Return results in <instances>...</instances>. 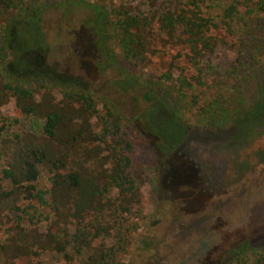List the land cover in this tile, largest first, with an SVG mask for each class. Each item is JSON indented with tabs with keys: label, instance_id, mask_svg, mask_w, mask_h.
Returning a JSON list of instances; mask_svg holds the SVG:
<instances>
[{
	"label": "trees",
	"instance_id": "trees-1",
	"mask_svg": "<svg viewBox=\"0 0 264 264\" xmlns=\"http://www.w3.org/2000/svg\"><path fill=\"white\" fill-rule=\"evenodd\" d=\"M42 1L0 0V108L12 103L18 117L42 122L38 135L10 136L0 119V147L10 154L2 170L8 188L0 185V214L18 212L17 203H27L23 217L18 215L14 222L15 231L0 241V254L10 242L26 247L23 225L42 220L48 221V230L41 250L52 252L60 264H126L135 236L146 224L140 188L148 174L135 162V149L151 143L165 154L180 144L185 126L216 133L239 113L197 92L196 86H203L201 77L186 75L176 62L197 68L221 47L234 59L226 69L228 76H243L264 50V0H227L214 14L203 9V0H169L170 7L147 14H133L122 4L102 11L104 65L145 68L159 52L156 43L176 51L161 76L176 88L171 118L160 121L150 117L155 101L151 90L142 97L148 107L127 118L113 98L67 84L23 80L8 72L7 34L17 21L37 18ZM111 85L121 93L133 82L126 77ZM148 169L153 182L157 167ZM229 264H264V248L253 258L235 254Z\"/></svg>",
	"mask_w": 264,
	"mask_h": 264
},
{
	"label": "rangeland",
	"instance_id": "rangeland-1",
	"mask_svg": "<svg viewBox=\"0 0 264 264\" xmlns=\"http://www.w3.org/2000/svg\"><path fill=\"white\" fill-rule=\"evenodd\" d=\"M226 1L203 0V9L218 13ZM111 4L125 5L133 14L170 7L169 0H43L37 18L11 26L4 41V67L23 80L67 84L113 98L127 118L148 107L142 97L151 90L155 101L150 117L171 118L176 88L161 76L176 51L156 43L159 52L145 68L104 65L99 15L108 12ZM261 53L237 78L228 76L226 69L234 59L221 47L197 68L176 62L186 75L201 77L203 86H196L197 92L239 113L216 133L185 126L180 144L165 154L151 143L135 149V162L148 174L140 188L146 224L135 236L126 264H229L235 254L253 258L264 248V110L260 108L264 107V50ZM126 77L133 86L117 92L111 81ZM0 119L10 136L38 135L42 124L36 118L18 117L12 103L0 108ZM9 156L0 147V185L6 189L1 178ZM150 165L157 167L153 182ZM17 205L20 211L0 214L1 242L15 231L18 215H24L27 203ZM23 227L26 247L10 242L0 254V264H60L52 252L41 250L48 221ZM29 247L31 254L25 258ZM36 252L38 256L32 257Z\"/></svg>",
	"mask_w": 264,
	"mask_h": 264
}]
</instances>
